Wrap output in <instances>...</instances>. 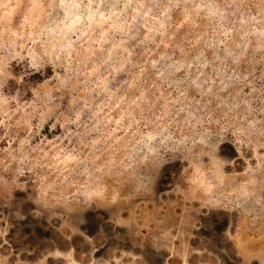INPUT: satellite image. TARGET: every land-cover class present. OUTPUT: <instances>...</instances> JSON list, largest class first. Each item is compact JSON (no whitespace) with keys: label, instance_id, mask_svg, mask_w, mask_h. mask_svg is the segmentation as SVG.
<instances>
[{"label":"rangeland","instance_id":"obj_1","mask_svg":"<svg viewBox=\"0 0 264 264\" xmlns=\"http://www.w3.org/2000/svg\"><path fill=\"white\" fill-rule=\"evenodd\" d=\"M0 264H264V0H0Z\"/></svg>","mask_w":264,"mask_h":264}]
</instances>
